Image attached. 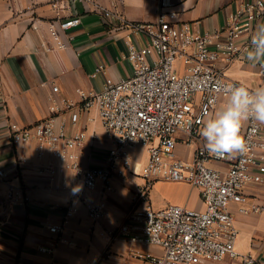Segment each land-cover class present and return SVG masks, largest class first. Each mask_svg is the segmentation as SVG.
Returning a JSON list of instances; mask_svg holds the SVG:
<instances>
[{
    "label": "crops",
    "instance_id": "obj_1",
    "mask_svg": "<svg viewBox=\"0 0 264 264\" xmlns=\"http://www.w3.org/2000/svg\"><path fill=\"white\" fill-rule=\"evenodd\" d=\"M112 8L111 0H100ZM179 12V20L188 23L198 34H218L216 43L225 44V26L236 13L240 0H171ZM57 7L54 8V4ZM160 0H119L117 11L124 19L135 23H151L157 18ZM79 19L81 24L62 30L64 22ZM241 36L243 48L250 42L258 24ZM58 33L55 40L49 29ZM144 45L138 32L110 22L86 3L71 0H0V169L10 176V183L22 187L30 197L26 206L9 208L3 204L7 184L0 181V264H149L135 254L161 255L159 248L136 244L133 238L141 226L133 224L128 234L121 228L129 222L134 195L145 184L142 171L147 165L146 147L139 146L132 153L131 173L115 177L112 190L102 185L88 197L95 205H102L107 216L98 221L88 218L85 206L73 191L62 189V179L74 182V174L60 170L62 164L48 153L39 159L36 142L16 146L12 134L19 129L55 118L56 131L65 129L68 135L78 131L86 134L84 148L78 152L80 163L86 168H105L111 137L102 126L94 110L84 112L80 104L82 92L100 91L107 82L117 83L133 73L127 60L126 40ZM212 49H216L213 45ZM241 49L230 58L225 54L215 67L230 81L251 89L264 87V62L252 64ZM103 65L105 72L93 78L95 69ZM178 65H181L180 63ZM58 90L54 91L53 88ZM198 99V98H197ZM222 99L216 108L224 103ZM63 101L75 104L67 108ZM57 107L55 114L51 109ZM78 115L76 124L72 116ZM247 122L241 128L244 136ZM264 138V124H261ZM203 138L186 144L179 140L176 154L183 161H191ZM264 164V153L260 154ZM56 165L59 174L55 182L39 168ZM215 170L226 171L221 162H210ZM245 205L230 207L238 231L236 251L252 255L264 262V184H250L245 188ZM150 199L156 210L179 205L203 211L199 190L186 183L156 181L150 189ZM77 213L70 218L60 235H52L50 227L62 224L69 207ZM252 207L258 208L257 212ZM244 208L245 212H241ZM65 241L54 247L51 254L41 248H51L58 239ZM72 242V244H69ZM53 248V247H52ZM219 264H241L240 259H226Z\"/></svg>",
    "mask_w": 264,
    "mask_h": 264
},
{
    "label": "built area",
    "instance_id": "obj_2",
    "mask_svg": "<svg viewBox=\"0 0 264 264\" xmlns=\"http://www.w3.org/2000/svg\"><path fill=\"white\" fill-rule=\"evenodd\" d=\"M86 3L100 12L110 22L138 32L145 39L140 45L126 40L127 60L133 73L117 83L107 82L100 91L82 92L80 104L84 112L95 111L97 118L111 137L105 168H86L80 163L86 134L78 131L68 135L64 128L56 131L55 118L44 120L32 128L19 129L12 134L18 146L35 140V152L39 159L46 153L62 164L39 168L51 182H55L59 169L74 174V182L62 179V189L73 191L75 198L85 206L88 218L98 221L107 216L102 205L93 204L88 195L102 185L104 191L112 190L115 177L131 173L132 153L139 146L146 147L148 162L142 171L145 184L134 195L129 211V222L121 228V234L130 232L133 224L141 226L140 234L133 238L136 244L159 248L161 255L136 253L149 264H219L226 259H240L241 264H264L252 255H240L236 251L238 231L230 207L245 205L248 201L245 188L250 184H264V138L261 124L247 122L244 138L248 150L243 155L217 157L198 146L191 161L177 158L179 140L186 144L199 140V129L207 119L206 113L216 111L225 97L220 90L228 84H241L227 80L215 64L221 54L228 61L241 49L247 50L250 42L241 48V36L252 30L254 24L264 19V0H240L236 13L224 31L226 43H216L218 34H198L188 23L179 20V12L171 0H160L157 18L151 23H135L123 18L117 11L119 0H111L112 8L100 0H71ZM57 7V3L53 5ZM81 24L79 19L60 25L66 31ZM58 40L54 26L49 29ZM215 45L216 49L211 47ZM181 65H178V64ZM105 72L98 66L92 77ZM251 89V88H250ZM54 91L58 88L54 87ZM198 98V99H197ZM67 108L75 104L63 101ZM55 114L60 110L51 109ZM78 115L72 116L73 124ZM210 162H221L226 171L212 169ZM11 176L0 169V181L7 184L3 204L14 208L26 206L29 195L22 187L10 183ZM186 183L199 190L203 211L179 205L156 210L150 199V189L156 181ZM253 212L258 208L252 207ZM244 208L241 212H245ZM77 210L71 206L62 224L50 227L52 235H60L68 220ZM264 240V239H263ZM58 239L51 248H41L51 254L54 247L64 243ZM72 244V242H69ZM96 264V263H89Z\"/></svg>",
    "mask_w": 264,
    "mask_h": 264
},
{
    "label": "clouds",
    "instance_id": "obj_3",
    "mask_svg": "<svg viewBox=\"0 0 264 264\" xmlns=\"http://www.w3.org/2000/svg\"><path fill=\"white\" fill-rule=\"evenodd\" d=\"M246 59L252 64L264 62V23L256 26L251 36ZM226 100L199 129L204 148L217 157L243 155L248 150L247 141L241 135L244 122L254 120L264 124V87L250 89L243 84H228L220 89Z\"/></svg>",
    "mask_w": 264,
    "mask_h": 264
}]
</instances>
